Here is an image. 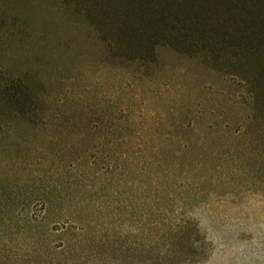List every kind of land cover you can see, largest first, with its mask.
I'll use <instances>...</instances> for the list:
<instances>
[{"label": "rangeland", "instance_id": "374dc122", "mask_svg": "<svg viewBox=\"0 0 264 264\" xmlns=\"http://www.w3.org/2000/svg\"><path fill=\"white\" fill-rule=\"evenodd\" d=\"M239 82L168 44L146 69L120 64L63 0H0V203L107 176L117 192L99 197L117 209L84 218L122 244L102 264H264V117ZM19 226L0 241L10 255L28 247ZM176 234L196 237L194 253L166 247Z\"/></svg>", "mask_w": 264, "mask_h": 264}, {"label": "trees", "instance_id": "16d2710c", "mask_svg": "<svg viewBox=\"0 0 264 264\" xmlns=\"http://www.w3.org/2000/svg\"><path fill=\"white\" fill-rule=\"evenodd\" d=\"M63 1L73 14L84 19L105 45L109 56L117 58L120 64L146 69L156 61L157 46L165 44L206 64L220 63L229 67L230 75L238 79L249 94L252 120L259 115L264 117V0ZM10 92L12 90L8 89L6 94ZM13 101L20 114L31 108L32 103L25 105L26 101L20 103L17 97ZM106 172H110L108 167ZM96 184L60 181L35 186L38 194L35 198L3 200L0 203V241L3 238L8 242L14 234H8L5 227L19 224L17 233L28 234L22 242L34 249L22 247L12 255L0 249V264H15L11 259L21 257L25 259L22 264H102L105 252H110L115 260L122 244H118L114 226L103 231V236L97 228V220L93 223L84 218L95 216L104 208L117 209L115 200L108 204L99 197L108 190L115 195L117 184L107 176ZM55 204L67 206L66 212L61 208L55 217L48 216ZM34 206L37 213H33ZM181 225L176 224L175 228L192 226L190 222ZM193 232L196 231H191V235ZM54 235L60 238L53 239ZM176 235L166 247L182 244L189 249L188 253H194L196 237ZM152 246L148 253L156 250L154 244ZM125 250H133L131 242ZM172 252L167 248L156 254L164 258Z\"/></svg>", "mask_w": 264, "mask_h": 264}]
</instances>
